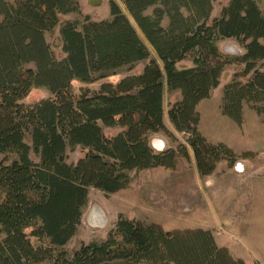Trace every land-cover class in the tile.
I'll list each match as a JSON object with an SVG mask.
<instances>
[{
	"label": "trees",
	"instance_id": "16d2710c",
	"mask_svg": "<svg viewBox=\"0 0 264 264\" xmlns=\"http://www.w3.org/2000/svg\"><path fill=\"white\" fill-rule=\"evenodd\" d=\"M121 1L158 60L76 96L73 81L91 83L151 58L129 15L112 1L110 20L64 22L67 56L57 60L46 33L62 15L80 14L79 0H0V264H249L220 246L211 230L167 231L122 215L107 240L83 244L72 258L63 249L81 225L91 188L114 194L130 186L134 171L175 170L181 156L190 159L185 145L157 151L150 142L154 134L172 135L164 122L165 85L181 93L168 114L188 136L202 177L223 160L234 167L240 157L254 156L210 142L199 129L198 105L227 66L243 69L224 88L222 114L242 127L249 105L264 118V9L256 0H230L215 18V0ZM220 39H235L244 53H223ZM189 54L195 66L180 68ZM34 87L55 98L26 104ZM104 127L122 130L108 137ZM79 146L85 156L69 163L68 148ZM32 237L43 244L34 246Z\"/></svg>",
	"mask_w": 264,
	"mask_h": 264
},
{
	"label": "rangeland",
	"instance_id": "374dc122",
	"mask_svg": "<svg viewBox=\"0 0 264 264\" xmlns=\"http://www.w3.org/2000/svg\"><path fill=\"white\" fill-rule=\"evenodd\" d=\"M5 1L15 4L19 0ZM112 1H116L125 13L128 14L121 0H79L81 6L80 14L72 13L61 16L60 24L52 32L46 33V40L57 60H63L67 56L63 51L64 43L60 34L62 24L67 21H79L83 24L85 17H90L92 21L110 20L112 19ZM256 1L259 6L264 9V1ZM229 2L230 0H215L211 18L220 17L223 8L226 7ZM152 11L153 9L151 8L148 13L151 14ZM129 18L139 31L142 39L148 45L151 51V58L139 62L134 66L118 69L108 76L98 78L91 83H84L79 80L73 81L72 92L76 96H80L85 91H90L91 93L99 92L106 84H117L127 76L141 73L151 59L154 58L158 60V56L153 47L139 30L130 15ZM163 24L167 26L168 20H165ZM218 45L221 51L227 55H241L244 53V49L235 39H220ZM193 66H195L194 54H189L185 60L179 63L180 68ZM241 69H243V66L235 64L226 67L220 85L212 91L209 100L201 107L204 120L203 124L200 122L199 125L200 131L210 142H223L233 150L234 148L228 144L226 140L233 142L247 138L248 140L254 138L258 140L260 139L259 137L249 136V133L254 132L255 136H258L256 130L258 128L264 130V118L253 111L249 105H245V108L255 114L250 125L247 126L245 130L243 129L244 125L242 127H237V125L233 124L234 121L231 118L222 114L221 104L224 88L232 81L235 73L239 72ZM177 93H170L168 91L164 93V111L166 116H168L172 104L181 98V93ZM54 98L55 96L48 88L34 87L25 98L24 102L28 105H32L41 100ZM213 113H216V116L213 115ZM200 115L202 121V114L200 113ZM167 123H169V121ZM171 127L173 129V126ZM121 130V128L104 127V132L108 137L118 134ZM169 131L172 135L166 133L152 135L150 137L151 144L153 145V142L157 139H163L165 149L178 150L180 145H185L188 147L190 159L187 160L181 156L175 170L158 167L139 172L134 171L131 173L132 182L130 186L114 194H107L99 189L91 188L89 192V202L83 209L81 225L78 227V231L72 240L63 247L71 258L83 244H91L94 242L101 243L107 240L110 232L115 229L121 215L130 220H137L147 224H160L167 231L204 229L202 227L207 225L205 222L209 220V217L215 216V213H217V219L219 215L223 220L233 218L235 214L227 207L230 200L233 198L226 190V187L234 188L242 181L240 180L241 178L237 177L231 170L236 168L238 164H241L243 169L245 168V164L249 165L251 168L256 167L255 158L259 155L257 154L258 156H256L254 153L253 157L242 156L238 159L234 167H230L228 161L223 160V167L224 165L226 166L223 168L225 169L224 171L220 170L219 180L221 181L222 179L224 185L219 186L216 185L215 176H212L213 174L210 175L211 177L200 176L193 151L187 142L188 136L184 133H179L175 128L174 130L169 129ZM86 152L87 150L80 146L73 150L68 148V162L76 164L85 156ZM4 157L5 156H0V161ZM263 157H258L257 166H259L258 163L264 164ZM10 158L14 159L15 156H10ZM248 160H250V162ZM0 199H2L1 192ZM223 225L225 226V224ZM31 241L36 247L43 244L35 237H32ZM255 258L256 260L253 264H264V255ZM42 264L50 263L44 262Z\"/></svg>",
	"mask_w": 264,
	"mask_h": 264
},
{
	"label": "crops",
	"instance_id": "0c3cea01",
	"mask_svg": "<svg viewBox=\"0 0 264 264\" xmlns=\"http://www.w3.org/2000/svg\"><path fill=\"white\" fill-rule=\"evenodd\" d=\"M165 91H168L167 85H165ZM177 92L179 91H176L175 93ZM208 100L209 99H205L198 105V112L202 114V124L204 114L201 107ZM215 114L213 113V115ZM254 114L255 113L245 108L244 130L250 125L254 118ZM168 121L169 123H167ZM226 121L228 122L227 119ZM164 122L169 129L174 130L175 127L169 118V114L166 116L165 112ZM233 124L237 125L234 122ZM171 126H173V129ZM237 127L239 126L237 125ZM263 131L264 130L258 128L256 130L258 136H255L254 132L249 133V136L252 135L256 138L259 137L260 139L258 140L255 138L248 140L247 138L234 142L226 140V142L230 144L237 153L242 154V152H253L256 156L259 155L258 157H263ZM258 157L255 158L256 163L254 162L256 167L251 168L249 165L245 164L243 171H237L236 168H233L232 170L230 169L237 177H240V180L242 181L234 188L226 187V190L233 198L227 206L235 214L233 218L223 220L219 215V218L217 219V213H215V216L209 217L208 221L205 220L207 225L202 227L205 230H211L214 233L215 239L220 246L227 247L233 256L243 259L249 264L255 262V257L264 255V164L258 163L259 166H257ZM248 161L250 162V160ZM225 166L226 165L223 167V162H220L216 171L212 175L215 176L216 185H224L222 179L221 181L219 180V175L221 172L220 170H225L223 169ZM223 224H225V226Z\"/></svg>",
	"mask_w": 264,
	"mask_h": 264
},
{
	"label": "water",
	"instance_id": "95a60500",
	"mask_svg": "<svg viewBox=\"0 0 264 264\" xmlns=\"http://www.w3.org/2000/svg\"><path fill=\"white\" fill-rule=\"evenodd\" d=\"M153 145H154L155 147H158V146H159V142L154 141V142H153ZM237 169H238V170H242V169H243V166H242L241 164H238V165H237Z\"/></svg>",
	"mask_w": 264,
	"mask_h": 264
}]
</instances>
